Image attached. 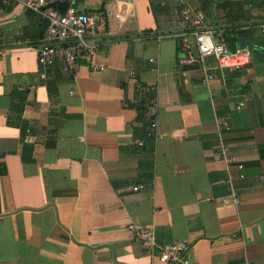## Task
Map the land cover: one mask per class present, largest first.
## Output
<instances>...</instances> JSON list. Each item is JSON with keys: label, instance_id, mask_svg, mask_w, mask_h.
Here are the masks:
<instances>
[{"label": "crops", "instance_id": "1", "mask_svg": "<svg viewBox=\"0 0 264 264\" xmlns=\"http://www.w3.org/2000/svg\"><path fill=\"white\" fill-rule=\"evenodd\" d=\"M184 6L210 26L247 30L231 35L252 50L244 70L221 69L211 55L178 63L188 52L177 36ZM78 8L108 15L88 36L102 71L86 55L72 72L63 59L40 66L46 17L0 0V264H168L158 250L178 239L193 264H264V0ZM151 160L152 171L140 166ZM130 224L151 227L154 244Z\"/></svg>", "mask_w": 264, "mask_h": 264}, {"label": "built area", "instance_id": "2", "mask_svg": "<svg viewBox=\"0 0 264 264\" xmlns=\"http://www.w3.org/2000/svg\"><path fill=\"white\" fill-rule=\"evenodd\" d=\"M4 5L18 3L26 8L43 14L47 19V26L41 38L38 50V63L43 68H51L58 59H63V70L72 72L81 55L89 58V67L93 72L102 71L105 66L93 60L98 50L97 43L88 40V36L93 33L102 32L108 21L105 13L88 12L78 8L79 0H1ZM56 5L64 6V11L56 8ZM114 14L113 11L108 12ZM121 17L120 13L115 14ZM180 21L186 29L178 34L181 44L188 51L187 55L179 59L180 65H192L198 59L205 56H213L217 65L221 69L244 70L250 63L252 50L248 47L237 48L235 51L229 49L227 43L218 40L217 31L214 26L206 23V14L203 10L192 6H184L178 13ZM264 34V23L260 25ZM194 37L195 43L190 42ZM264 42V37H263ZM193 48L197 50V56L193 53ZM135 74L134 71L131 72ZM215 76L210 73L205 74L204 81L209 82ZM229 128L227 121L224 122ZM157 122L151 124V128H156ZM139 145L144 142L137 140ZM242 167V166H240ZM144 184H137L134 190L144 188ZM130 231L138 236L145 246H152L155 236L151 227L139 228L135 224L129 225ZM190 243L184 239L174 240L160 246L158 258L168 264H193L187 253ZM245 264H252L246 261Z\"/></svg>", "mask_w": 264, "mask_h": 264}, {"label": "trees", "instance_id": "3", "mask_svg": "<svg viewBox=\"0 0 264 264\" xmlns=\"http://www.w3.org/2000/svg\"><path fill=\"white\" fill-rule=\"evenodd\" d=\"M60 10L64 11V6H61ZM214 27H215V29L217 31L216 32L217 33V37L218 38H222L225 41H226L228 36H231V35L242 36V35H245V33L247 32V30L238 29L235 26L230 27V26H225V25H220V24H214ZM149 31H151V30H147L145 33L147 34ZM179 46L181 48V44H179ZM135 106H137L139 108V110H140V114H139L140 117L144 116L145 113L148 111V108L145 107V106H142L141 104H135ZM148 139H149L150 142L147 145V149H148V152L151 154V156H153L154 149H155V137L154 136H149ZM140 166L148 167L151 170L153 168V160L141 162ZM153 176H154V174L152 172H149V171L142 173V177L147 179V180H150V181L153 179Z\"/></svg>", "mask_w": 264, "mask_h": 264}, {"label": "water", "instance_id": "4", "mask_svg": "<svg viewBox=\"0 0 264 264\" xmlns=\"http://www.w3.org/2000/svg\"><path fill=\"white\" fill-rule=\"evenodd\" d=\"M227 45L230 50L235 51L237 48L247 46L245 38H236L234 36L227 37Z\"/></svg>", "mask_w": 264, "mask_h": 264}]
</instances>
